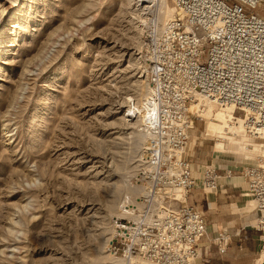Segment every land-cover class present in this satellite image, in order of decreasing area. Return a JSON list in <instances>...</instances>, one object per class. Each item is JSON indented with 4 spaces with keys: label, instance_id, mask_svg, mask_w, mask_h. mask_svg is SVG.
I'll return each instance as SVG.
<instances>
[{
    "label": "rangeland",
    "instance_id": "obj_1",
    "mask_svg": "<svg viewBox=\"0 0 264 264\" xmlns=\"http://www.w3.org/2000/svg\"><path fill=\"white\" fill-rule=\"evenodd\" d=\"M142 2L0 0V264H129L108 243L150 186L147 43L175 13L170 0ZM195 102L186 151L197 130L215 153L264 160L239 116L236 134H206L208 116L229 107L232 118V106ZM221 140L242 154L217 151Z\"/></svg>",
    "mask_w": 264,
    "mask_h": 264
},
{
    "label": "built area",
    "instance_id": "obj_2",
    "mask_svg": "<svg viewBox=\"0 0 264 264\" xmlns=\"http://www.w3.org/2000/svg\"><path fill=\"white\" fill-rule=\"evenodd\" d=\"M170 1L175 13L164 29L150 32L146 50L150 186L126 206L128 218L114 220L108 252L153 264H195L207 220L186 200L195 184L186 157L194 125L190 108L199 96L220 107L233 105L244 132L264 139V0ZM241 173L253 195L255 227L264 230V160L244 165ZM218 177L217 167L208 164L204 186L216 187ZM228 239L219 232V251Z\"/></svg>",
    "mask_w": 264,
    "mask_h": 264
},
{
    "label": "crops",
    "instance_id": "obj_3",
    "mask_svg": "<svg viewBox=\"0 0 264 264\" xmlns=\"http://www.w3.org/2000/svg\"><path fill=\"white\" fill-rule=\"evenodd\" d=\"M231 111L222 107L214 116H208L206 134L219 136L222 133L236 134L237 116L229 118ZM217 121L224 125L227 132L212 129ZM222 129V130H223ZM234 140L216 142V150L241 153ZM249 148V145H244ZM264 151V148H262ZM246 155V154H245ZM186 157L190 161L195 184L187 196V203L200 211L207 220L205 235L199 242L201 258L195 264H262L264 263V230L257 229V212L253 195L241 169L247 165L242 160L228 155L215 153L209 141L201 139L197 130L190 132V142ZM245 157V156H244ZM211 162L217 167L219 177L216 187L208 188L203 184L205 167ZM221 231L229 234L224 252L219 251L216 238Z\"/></svg>",
    "mask_w": 264,
    "mask_h": 264
},
{
    "label": "bare ground",
    "instance_id": "obj_4",
    "mask_svg": "<svg viewBox=\"0 0 264 264\" xmlns=\"http://www.w3.org/2000/svg\"><path fill=\"white\" fill-rule=\"evenodd\" d=\"M140 1V0H139ZM149 1H153V0H143V2H149ZM164 1V0H163ZM142 2V3H143ZM141 3V4H142ZM152 3V2H151ZM139 4V3H138ZM162 4H163V6H164V8L165 9H171L165 2L163 3L162 2ZM140 5V4H139ZM147 8H149V5H144V9H147ZM138 9V8H137ZM141 9V8H140ZM149 9H151V8H149ZM145 12V11H144ZM171 17H173V15L171 16ZM172 18H169L166 22H164V25H163V27H162V29H164L165 28V26H166V24L171 20ZM152 21V20H151ZM198 99H202V100H206V101H208L207 99H203L202 97H197V100ZM196 101V100H195ZM197 103H198V101L197 102H195L194 103V105L195 106H197ZM230 106H232V108H233V111H235V109H234V107H233V105H230ZM242 119V118H241ZM130 211L131 209L129 208V209H127V211ZM121 258V257H120ZM137 257H131L130 259H129V261H128V263L129 264H131L132 263V260H134V259H136Z\"/></svg>",
    "mask_w": 264,
    "mask_h": 264
}]
</instances>
